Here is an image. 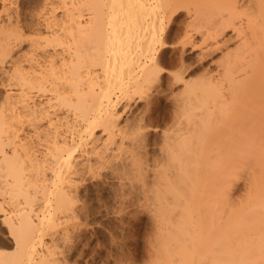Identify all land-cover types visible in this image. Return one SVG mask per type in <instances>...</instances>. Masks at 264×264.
Returning a JSON list of instances; mask_svg holds the SVG:
<instances>
[{"label":"bare ground","instance_id":"6f19581e","mask_svg":"<svg viewBox=\"0 0 264 264\" xmlns=\"http://www.w3.org/2000/svg\"><path fill=\"white\" fill-rule=\"evenodd\" d=\"M60 2V16L36 13L43 28L20 9L0 20V223L12 246L0 264H60L42 232L76 213L79 183L100 171L122 187L139 177L144 209L160 224L154 264H264V0ZM182 15L183 45L198 33L202 55H222L195 78L178 55L170 79L180 92L168 99L177 117L156 144L148 103L120 121L145 85L167 93L156 83L171 46L163 34ZM26 32L27 50L12 54ZM243 164L249 190L235 203L233 170Z\"/></svg>","mask_w":264,"mask_h":264},{"label":"rangeland","instance_id":"374dc122","mask_svg":"<svg viewBox=\"0 0 264 264\" xmlns=\"http://www.w3.org/2000/svg\"><path fill=\"white\" fill-rule=\"evenodd\" d=\"M61 6H62V2H60V0H3V1L0 0V20L4 21L9 15L11 18H13L15 16L16 10L20 9L19 11H21L22 15L26 18L27 23L30 22L29 25L30 26L33 25L36 28L37 26L38 27L41 26L38 23L43 24L45 22V21L42 22L43 19L46 18V16L44 18L42 17L43 16L42 13H44V15L45 13H47V17L51 16L52 14H54L55 16H60L61 13L63 12V6L62 7ZM38 10L40 11L42 10L41 11L42 13H39V14H42V16H38V14H36L37 12H40ZM181 12L184 13L185 11L182 10ZM41 17L43 18L42 20L40 19ZM36 18L38 20V23H36L37 22ZM187 18L188 17L186 15L185 16L182 15L181 17H179V19H177V21L170 23V25L168 23L166 26L167 33L165 31V33L163 34L164 40L166 41V38H168L167 39L169 41L168 43L171 46L168 48V51L165 52L164 56L160 59L162 63L159 61L160 62L159 67L161 69V75H160L161 78H159L160 81L158 80L156 81V83L160 82L162 86L166 85L165 92L168 93L166 94L169 97L167 96L168 97L167 98L166 94H164L163 92L160 95L161 97L162 96H165V97L161 99L159 95H156L154 93L155 92L154 87L156 85L154 86H152V84L148 85V88H149L148 90L145 85V87L142 88V94H145L144 96L143 95L142 96L145 98L142 97L143 100L141 98L140 101L133 102L131 104L132 106H131L130 112L126 113L124 117H122L124 119L121 118V121L119 120L120 123L125 122L124 121L125 118L126 120L129 119V121H131L132 119L130 120V118L134 117L135 113L137 114L140 108L144 109L143 106L146 105L145 102L148 103L149 105H147V107L149 106L148 108L150 109H147V108L146 109L148 113H151V112L153 113V114L151 113L150 115H152L151 116L152 122L154 121V124H153L154 127L152 126L153 133H151L150 139H153L156 142V144H159L162 141V138L160 137L162 136L164 131L166 133L167 132L169 133L172 129H174V126L173 128L171 126V118L173 117L174 114L176 115L175 112H177V110L174 108L173 105H171V103H169L170 101L168 99H172L171 95H169V92H172L170 94H173V91H174V93L176 94L177 90L179 91L181 87L179 83H177V85L176 84L172 85L173 78H171V76L175 72H177L178 69H180V67H178L180 66L178 63L179 62L178 58L182 56L183 60L185 61L184 63L185 64L187 63V65L188 64L191 65L189 66L190 68L185 72L186 74L184 73V76H186V78L188 77L195 78V76L198 77L200 73L201 74L203 72L205 73L206 69H207V72L208 71L213 72L214 63L217 62V60L220 59L219 56L222 55L221 54L222 52L220 50L219 51L216 50L212 54H207L208 56L206 54L202 55L201 52H203V48L205 44L202 45L201 35L200 34L198 35V33L194 34L192 38V42L194 41L195 43L194 42L193 43L191 42L190 44L184 43L183 45V42L185 41L183 39L186 38L184 37V31H185V25L187 23L186 21H188ZM44 24L43 26H41L42 28L44 27ZM32 27L31 29L34 30L35 28H32ZM229 36H231V32L226 31V35H224L223 38L227 39V37ZM30 37H33L32 34L26 32L25 35L22 37L20 44L15 43L14 44L15 47L12 45L13 49H10L12 50V54L15 53L16 55V53L18 54L22 52L24 53L27 50L28 40ZM235 44L236 42L234 40H231L230 42H228V47L233 48ZM170 48L171 49L174 48L175 50L173 49V51H171ZM181 48L183 49L181 50ZM198 59H201V60L199 61ZM199 63L205 69L202 67H199L198 66ZM6 66L7 65H5V67ZM194 68L195 69L197 68L198 70L196 69V71L194 70L193 72L192 70ZM201 69H202V72H201ZM188 72L189 73L193 72L194 74L191 73L189 75ZM196 73L198 76L196 75ZM2 78L3 77L0 75V102H1V99H3L5 91L7 90V87H5V82L3 81ZM167 78L168 80L171 81V84H170L172 86L171 89L169 87L170 85L167 84L169 82ZM166 88L168 91H166ZM149 93L151 94L150 97L153 96L152 98L154 99L156 98V100L146 98V96L149 97L148 95ZM153 94L155 95V97ZM172 96H174V94ZM154 119H156V121ZM173 120L174 119L172 118V122ZM168 125L170 126L169 129H167ZM172 125L174 124L172 123ZM160 133H161V136H160ZM31 139L34 141V137ZM156 146L158 147V145ZM243 165L242 166L238 165L237 166L238 168L236 167L233 170V177H232L231 184H233L234 182L235 184L231 185L233 187L232 188L230 187L232 190L230 189L231 192L230 191L229 192L232 193V195L230 194V196H233L231 198L232 200L233 199L235 200V203H238V199L243 198L246 195V192H248L247 190H249V188L247 189V187L249 186L248 183L250 181V179L248 178L250 177V175H248L249 173L247 174V170L249 171V169L246 168V165L244 166ZM240 166L241 168H239ZM100 173L102 174L99 175ZM100 173L99 174L97 173V176L94 174H92V176L91 174L87 175L88 177L87 176L85 177L87 181L84 179L83 181H81V183H79L78 190H80V192L78 194V197H76L75 202L73 201L74 209L72 208V210L74 211L76 210V213L72 211L70 215L61 216L63 214L57 213L53 216L54 219L56 218V215H59L58 217L61 216L59 218V220L61 221L60 223L67 224V228H68L67 230L69 232L63 231L62 228L66 226L63 224L57 225L53 228L47 227L46 229L43 230L44 232H42L43 243H46V244L49 243L48 246L52 245L54 247L55 251L59 255V258L61 257L60 260L62 262L60 261L61 262L60 264H151L153 262V259L155 260L154 253L156 254V251L153 254L151 252L154 250L153 248L156 246V239H155L156 235L153 233L155 232L158 233V231L160 230V224L158 225V223H156L158 222L156 221V219L158 220L157 217L154 218L153 214L148 213V211L144 209L145 207L144 205L146 202L145 200L142 199V197H140L141 195H139L137 192L138 183L140 184L141 181L135 178H139V177L138 176H136L135 178L131 177V179L129 180L125 179V181L127 180L126 181L127 185H124L122 187L120 183L121 181L118 182L119 180L116 181L117 179L113 177H111L110 179L109 175L103 176V174L105 173L102 171H100ZM246 174L248 175V177ZM135 180L138 182H135ZM128 181L131 183L130 184L131 186L128 185ZM119 183H120V186H119ZM124 187L125 189L127 188L128 189L125 191ZM129 187H132V188H129ZM136 188L137 190H134ZM120 189L121 190L123 189L124 191L122 190V193L121 192L119 193V191H121ZM80 207L82 208L80 209ZM71 215L72 216L74 215V217H71ZM66 218H69V219H66ZM71 228L72 229L74 228V229L72 230ZM152 235L153 236L155 235V236L153 237ZM9 242H10V239L7 237V233L5 229H3L0 223V249L1 250L5 248L12 249L11 243ZM150 243H155V245L154 244L150 245ZM151 255L154 257L153 259H151L152 261L150 260V258L152 257ZM147 261L149 262L147 263ZM152 264H154V262Z\"/></svg>","mask_w":264,"mask_h":264}]
</instances>
